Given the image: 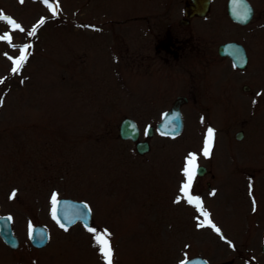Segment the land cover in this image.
<instances>
[{
  "label": "rangeland",
  "instance_id": "1",
  "mask_svg": "<svg viewBox=\"0 0 264 264\" xmlns=\"http://www.w3.org/2000/svg\"><path fill=\"white\" fill-rule=\"evenodd\" d=\"M154 2L0 0V17L19 25L0 18V37H11L0 39V214L12 217L20 239L12 248L0 237V264H106L88 228L111 233L113 264H182L201 254L213 264H264V92L246 93L245 76L225 61L227 91L213 80L212 90L200 91L212 99L181 107L182 133L156 130L149 138L147 127L170 100L160 101L156 71L141 68V31L131 16ZM213 25L204 26L215 45L233 31L226 26L218 37ZM24 49L27 59L13 73ZM144 51L150 53L147 43ZM259 67L246 73L260 88ZM127 116L150 141L146 153L120 136ZM190 154L207 168L196 172L190 194L219 233L206 222L199 226L206 218L181 192ZM53 194L88 201L92 225L61 228L52 216ZM37 223L50 234L40 248L28 236Z\"/></svg>",
  "mask_w": 264,
  "mask_h": 264
},
{
  "label": "flooded vegetation",
  "instance_id": "2",
  "mask_svg": "<svg viewBox=\"0 0 264 264\" xmlns=\"http://www.w3.org/2000/svg\"><path fill=\"white\" fill-rule=\"evenodd\" d=\"M154 1L156 3L143 9L142 13L139 10L135 12L137 15L131 17L138 21L137 28L141 31V68L144 71H156L154 77H157V88L160 92L158 93L162 95L160 101L170 100L171 107L180 97L184 99L181 106L193 102L203 103L207 101L206 98L212 99L213 97L205 95L207 92L200 91L212 90L213 80L214 83L220 82L218 86L226 90L228 79L224 77L225 61L240 75L245 76L246 81H242L241 89L250 95L256 93L258 96H263L260 91L264 92V87L259 88L253 77L248 76L246 72L249 71L251 74L252 64L260 66L259 68L264 71V34H261L264 32V0ZM247 2L251 5V11L248 12ZM241 14L250 15L249 20L238 21L237 18ZM209 23L214 24L218 37L223 38L224 35L221 33L223 31H225L223 34L228 33L226 26L233 31L227 39L220 40L215 45L212 38L207 37L211 30L204 25ZM142 30L149 31L150 38L147 41L142 38ZM199 31L202 33L199 34ZM230 41L239 45L236 46L235 53L239 58L238 63L233 56L220 51V44ZM252 42L253 45L260 47L258 51L252 50ZM145 43L148 44L150 53L144 51ZM242 61L244 64L237 65ZM172 82L177 85L170 89L167 85H171ZM252 83L255 86L251 85ZM185 84L188 86L186 87L188 92L175 94L174 91ZM252 86H257L258 89H253ZM228 94L223 95L231 96Z\"/></svg>",
  "mask_w": 264,
  "mask_h": 264
},
{
  "label": "water",
  "instance_id": "3",
  "mask_svg": "<svg viewBox=\"0 0 264 264\" xmlns=\"http://www.w3.org/2000/svg\"><path fill=\"white\" fill-rule=\"evenodd\" d=\"M208 2V0H205ZM249 9V6L246 8ZM231 11V8H230ZM232 12V11H231ZM250 15L243 16L239 15L237 20L242 22H247L249 20ZM236 46L237 43L230 41V43L220 44V51L222 53L228 54L229 56H233L236 63H238L239 58L236 56ZM244 64V61L237 65ZM181 97L178 98L173 106L164 113L163 117L160 121L157 122L156 128L161 133H166L169 135L179 134L183 131L184 119L182 118V109L181 104L183 103ZM154 127L149 126L147 128L148 134L151 136L154 133ZM140 134L139 126L135 119L131 117H125L120 124V135L123 138H130L136 141V148L140 153H145L150 148V143L147 140L138 139ZM236 136L238 138H242V132H237ZM197 171L200 174L206 172V168L202 165L197 167ZM58 203L56 205V219L60 224L64 226L71 225L77 221H82L85 225H89L92 220V211L88 202L84 200H78L71 197H60L57 199ZM87 205V208H85ZM6 214H0V236L3 240L13 248L19 246V238L14 234L12 228L11 219ZM29 238L32 244L36 247H41L45 245L49 239V233L45 225L36 224L29 229ZM263 250H264V243ZM187 264H210L206 258L202 255L192 256L191 258L186 260ZM212 264V263H211Z\"/></svg>",
  "mask_w": 264,
  "mask_h": 264
},
{
  "label": "snow or ice",
  "instance_id": "4",
  "mask_svg": "<svg viewBox=\"0 0 264 264\" xmlns=\"http://www.w3.org/2000/svg\"><path fill=\"white\" fill-rule=\"evenodd\" d=\"M21 3H23V0H20ZM45 3H47V0H45ZM2 19H7L9 24H12L13 27L18 28L19 25L15 23V21L11 20L10 18L7 17H0ZM41 23H43V21H41ZM35 32V29H33V33ZM32 34V33H30ZM0 39H8L9 41L11 40V37L5 35L4 37H0ZM30 47V46H26ZM26 51V49L21 51V55L19 57V59L14 60L13 63L16 65V67L12 68V72L16 73L20 66L24 63V61L27 59L26 55L24 54V52ZM9 59H12L11 57H9ZM0 83H2V81H0ZM3 101L0 100V104H2ZM207 140L205 142V146H204V150H203V154L205 156L209 155L211 146H212V138H213V129L209 128L208 129V133H207ZM196 172H197V164H196V155L195 154H190V156L187 159V166L184 169V174L187 177V182L182 184L181 186V192L183 193V195L187 198L188 203H195V205L197 206V208H199L202 212V215L206 218L205 221H202L200 223V227H203L205 222L208 223L217 233L220 232V229L218 227H216L214 224L211 223L210 220H207L208 217V213L203 211L202 208V202L200 201L199 197H193L190 194V190L192 188L193 185V180L196 176ZM213 195H215V193H212ZM16 195L15 192L12 193V196L14 197ZM177 203L180 202V198L178 197L176 200ZM58 201H57V196L56 194H53L52 196V204H53V208H52V216L53 219H56V205H57ZM253 203H255L253 201ZM85 208H87V205H85ZM8 219H11V217H8ZM61 228H64L65 231H67V229L65 228V226L63 224L60 225ZM89 232H93L95 233V239L97 241V243L100 245V251L102 253L103 259L106 261V264H113V249L110 243V239L109 237L111 236V233H109L107 230H105L103 233H99L96 231V229L94 228H88ZM182 264H187L186 261L182 262Z\"/></svg>",
  "mask_w": 264,
  "mask_h": 264
}]
</instances>
